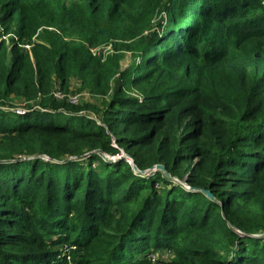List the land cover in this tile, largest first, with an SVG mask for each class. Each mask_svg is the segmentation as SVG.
Returning <instances> with one entry per match:
<instances>
[{
  "label": "trees",
  "instance_id": "trees-1",
  "mask_svg": "<svg viewBox=\"0 0 264 264\" xmlns=\"http://www.w3.org/2000/svg\"><path fill=\"white\" fill-rule=\"evenodd\" d=\"M73 79L99 107L53 96ZM156 251L264 264V0H0V264Z\"/></svg>",
  "mask_w": 264,
  "mask_h": 264
},
{
  "label": "rangeland",
  "instance_id": "rangeland-1",
  "mask_svg": "<svg viewBox=\"0 0 264 264\" xmlns=\"http://www.w3.org/2000/svg\"><path fill=\"white\" fill-rule=\"evenodd\" d=\"M63 2L65 3H68L69 0H63ZM81 10L82 12L85 14V15H90L86 12V10L84 9V5L81 6ZM167 19V15H166V11H165V8H161L154 16H153V19H152V27H157L160 23L162 22H165ZM148 31L149 30H144L143 31V34L144 35H148ZM13 32H11L12 34ZM12 36H14V34H12ZM10 35H7V38H8V42L10 40ZM72 37H75V38H78L77 34H73ZM97 48V52L98 54L100 55H103L105 56L107 53L111 52L112 51V41H109V42H106L104 44H100V45H97V46H94ZM132 60V54L131 52L129 51H126L124 52V56H123V59L121 61V64L123 67H126ZM78 80L76 79H73L69 85V89L67 91H65L66 94H79V103L80 104H90L94 107H99L100 104H101V98L99 96H95L93 95L91 92H89L88 90H85V89H79V81L77 82ZM10 101H13L12 103L14 104H17L15 106H19V109H22V105H23V102H20V101H14V99H10ZM18 109V110H19ZM87 112H90V114L92 115L91 112H95L96 110L95 109H87L86 110ZM96 113V112H95ZM122 154H126V152L122 151L121 153L118 154V156L122 155ZM59 249L62 250V252L64 253H68V250L71 249V250H75L74 252V255H78L79 254V248L78 247H75L74 245H68V243L66 244H59L58 246ZM153 254H155L156 257H160L162 256L163 258H168V255H169V252H166V251H163V252H160V251H156V252H152ZM151 254V253H150ZM63 255V253H62ZM66 259H68L69 261H71V254L67 255L66 256Z\"/></svg>",
  "mask_w": 264,
  "mask_h": 264
},
{
  "label": "water",
  "instance_id": "water-1",
  "mask_svg": "<svg viewBox=\"0 0 264 264\" xmlns=\"http://www.w3.org/2000/svg\"><path fill=\"white\" fill-rule=\"evenodd\" d=\"M105 156H106L107 159H110V160H116V159H120V158H122V157H126V158L132 163L133 168H134L137 172L149 173V172H151L152 170H162V171L165 173V175H167L168 177H170L169 172L166 170V168H165V166H164L163 164H156V165H154V166H152V167H150V168H148V169H146V170L141 171V170L137 167V165L135 164V162H134L133 158L131 157V155L128 154V153H126V154H122V155H120V156H118V155H116V156H108V155H105ZM183 183H184L186 186L189 187V185H188L186 182H183ZM191 188H192V187H191ZM195 189L202 190V191H204L209 197H211V198L213 197V194L211 193L210 190H207V189H205V188H195ZM258 235H259V234H258Z\"/></svg>",
  "mask_w": 264,
  "mask_h": 264
},
{
  "label": "built area",
  "instance_id": "built-area-1",
  "mask_svg": "<svg viewBox=\"0 0 264 264\" xmlns=\"http://www.w3.org/2000/svg\"><path fill=\"white\" fill-rule=\"evenodd\" d=\"M26 47H28V44L25 45ZM90 50L94 53V54H98L97 52V48L96 47H91ZM52 94L55 98L57 99H66L67 101L71 102V103H79V94H66L64 91L60 90L58 87L54 88L52 91ZM18 111L20 112H24V109H19ZM46 160L48 159L47 156L44 157ZM150 260L152 262V264H156L157 261V257L155 256V254L151 253L150 254Z\"/></svg>",
  "mask_w": 264,
  "mask_h": 264
}]
</instances>
